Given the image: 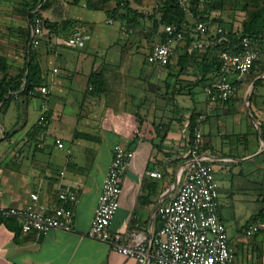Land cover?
Listing matches in <instances>:
<instances>
[{
	"label": "crops",
	"instance_id": "1",
	"mask_svg": "<svg viewBox=\"0 0 264 264\" xmlns=\"http://www.w3.org/2000/svg\"><path fill=\"white\" fill-rule=\"evenodd\" d=\"M97 18H71L65 31L49 29L47 54L39 61L51 64L47 67L51 78L43 84L49 93L47 97L38 94L32 98L26 115L31 123L25 146L14 148L19 134L0 141V207L36 208L50 213L58 204V191L70 187L80 198L75 206L74 229L25 233L18 218L0 216V264H136V260L107 243L88 236L117 145L130 153V164L122 179L113 231L128 237L138 224L137 229L149 240L161 225L157 207L171 202L177 193L188 161L187 149L195 134L188 124L195 106L188 95L191 86L181 95L166 99L155 95L169 76L168 65L151 64L145 57L128 53L106 56L117 42L113 41L117 31L110 30L103 41H92ZM74 27L85 29L91 36L82 47L67 42ZM100 47L107 49L102 55L97 54ZM145 62L151 67L149 73L143 70ZM176 73L171 70V74ZM92 74H100L103 92L93 91ZM225 75L236 85L235 94L229 98L235 99L245 76L236 77L234 72ZM220 77L219 74L206 85ZM148 90L153 97L147 98ZM205 96L204 91L201 99L206 100ZM36 99L41 103L36 104ZM229 99H222V105ZM14 103L15 100L1 113L9 129L13 128L12 116L21 111H13ZM197 105L195 112H200L206 101ZM179 108L185 118L182 121L177 118ZM224 127L215 118L196 127L203 134L204 151L218 165L220 215L230 229L235 264H264V234L250 231V224H246L254 213L239 220L240 224L236 220V211L243 202L255 198L264 203L262 194L255 196L252 192L264 186V162L255 165V155L242 147H232ZM57 139L62 140L63 148L57 146ZM248 163L253 166L244 169ZM153 170L161 171L163 177H151L149 172Z\"/></svg>",
	"mask_w": 264,
	"mask_h": 264
},
{
	"label": "built area",
	"instance_id": "2",
	"mask_svg": "<svg viewBox=\"0 0 264 264\" xmlns=\"http://www.w3.org/2000/svg\"><path fill=\"white\" fill-rule=\"evenodd\" d=\"M191 0H180L186 9ZM44 21L31 24V43L36 44L44 32ZM196 35L203 37L189 48V52L199 47L230 43L221 27L210 29L207 23L200 21L194 26ZM168 39L157 42L147 55L151 64L166 66L176 52V45L183 41L184 29L175 25L164 27ZM213 36V40H209ZM90 35L81 27H74L67 38L69 45L82 47ZM222 61L220 78L204 87L207 96L223 100L231 98L236 85L225 75L231 72L246 76L252 65L262 59L258 48L249 37H243L236 50L226 49L219 54ZM57 72L58 69L54 68ZM47 97L49 90L41 85L33 93ZM59 148L64 147L61 139L56 140ZM203 134L196 128L186 157L188 161L182 170L178 190L171 202L160 204L157 212L160 227L148 240L137 225L128 237L112 230V222L120 207L122 179L130 164V153L123 145H117L109 169L104 177L102 189L88 236L107 243L112 249L136 264H235V251L230 243L228 227L220 215L219 192L216 184V170L213 156L203 149ZM1 173V169H0ZM151 177L162 178L158 170L149 172ZM2 181L0 178V193ZM58 204L50 212L41 209H20L0 207V216L18 218L21 230L47 232L51 229L73 231L75 206L80 198L78 192L70 187L58 191ZM37 199V196H35ZM249 230L264 234V219L249 225Z\"/></svg>",
	"mask_w": 264,
	"mask_h": 264
},
{
	"label": "rangeland",
	"instance_id": "3",
	"mask_svg": "<svg viewBox=\"0 0 264 264\" xmlns=\"http://www.w3.org/2000/svg\"><path fill=\"white\" fill-rule=\"evenodd\" d=\"M122 1L123 5L128 8L114 12L117 0H0V82L4 77L9 78L18 74L28 57L30 48L38 62L40 57L47 54L45 43L51 35L48 27H44V32L36 44L31 43L30 24L38 20L61 24L71 18L96 16L98 21L95 22L92 41H103L110 30L117 31L113 40L117 42L108 49L106 56L118 57L120 54L128 53L147 59L148 50L162 40L163 25L156 24V22L160 21L161 9L166 0ZM260 9H262L261 14H264V0H199L198 3V10L203 11L207 16L210 29L223 26L229 31L237 32H240L243 23ZM30 15H32V21H30ZM189 17L193 21V18ZM257 48L262 59L258 63L256 72H252L242 79L239 96L227 100L225 105H222L223 101L219 97L206 95V100L201 99L206 83L217 76L215 73H204L198 61L188 62L186 67L181 69L177 60L179 55L184 52V48L180 45L176 48L172 63L166 67V70L170 71L169 76L165 81H162L161 87L157 91L155 90V95L166 99L168 96L181 95L182 90H188L187 87L191 86L188 95L195 105L191 117L196 123L193 132L195 133L197 126L212 118L222 121V126L226 125L223 131L230 134L228 137L232 147H242L245 151L255 155L253 158L255 165L264 162V36L257 42ZM106 50L100 47L97 54L102 55ZM202 53L200 52V55ZM40 65L42 83H46L51 78L47 69L51 64ZM144 65L143 70L149 73L151 67L146 62ZM171 70H176L177 73L171 74ZM235 76L237 77L238 74L235 73ZM144 81L146 80L144 79ZM146 95L147 98L154 96L149 90ZM32 98V95L23 93L14 97L13 111L16 112L18 109L21 111L20 115L19 112H16L12 116L11 125L13 128L9 129L4 126L3 116L0 113V141L1 139L10 140L11 137L19 134V142L14 147L15 149H21L26 145L27 126L31 123V119H28L26 115ZM201 101H206L204 110L195 112L198 108L196 104ZM35 102L36 104L41 103L38 99ZM178 113L179 121L185 119L181 108ZM188 124L191 127V122ZM214 165L216 173H218V165L216 163ZM252 166V163H248L243 165V168ZM258 176L259 179L262 178L261 175ZM262 187H256V190L252 191L253 194L264 196V186ZM263 206L264 203L258 202L255 198L252 201L243 202L242 206H237L236 220L238 224L250 213H254V215H251L246 224L254 223L255 215ZM228 232L230 234V229ZM231 241L234 243L233 239Z\"/></svg>",
	"mask_w": 264,
	"mask_h": 264
},
{
	"label": "trees",
	"instance_id": "4",
	"mask_svg": "<svg viewBox=\"0 0 264 264\" xmlns=\"http://www.w3.org/2000/svg\"><path fill=\"white\" fill-rule=\"evenodd\" d=\"M199 0H191L189 7L186 9L180 3V0H166L164 6L161 9V18L159 22L163 25L162 30V40L160 42H165L168 39V35L164 31L166 25H175L181 29H184L185 36L182 41V46L184 52L179 55L177 63L181 65V69L185 68L188 62L198 61L200 68H203V72L215 73V76L221 74L222 61L219 57V54L222 50L231 49L236 50L240 40L247 36L257 47V42L264 36V14H261L262 9L257 12H254L250 18L243 23L242 30L229 31L223 26H219L223 29L224 33L228 37L230 43L210 45L207 47H199L194 49L192 52H189V48L197 40H202L203 37L196 35L194 26L197 22L203 21L207 23V16L203 11L198 10ZM128 8L123 5L122 0H117V5L114 8V12H118L120 9ZM191 16L193 21L190 20ZM30 21H32V15H30ZM35 22V21H34ZM32 22V23H34ZM31 23V24H32ZM45 26L48 27L51 31L59 32L67 29L69 20L57 24L56 22L44 21ZM30 24V25H31ZM30 39H31V30H30ZM213 36H209V40H213ZM200 52H203L200 55ZM258 62L254 63L250 68V71L246 75H250L252 72H256L258 68ZM171 64H167L168 66ZM166 65V66H167ZM258 74V73H257ZM42 69L40 63L36 60L34 52L29 50L28 57L19 69L18 74L11 76L9 78L4 77L0 82V113H4L11 102L14 100L16 94L23 93L26 95L37 96L38 93H33V90L37 86H41L42 83ZM90 84L93 86V91L96 93H101L104 90V82L100 74H92L90 77ZM195 120L191 118V131L193 132V127L195 126ZM195 128V127H194ZM194 134V132L192 133ZM194 137V135H193ZM192 137V138H193ZM258 218L264 219V208H262L254 217L256 221Z\"/></svg>",
	"mask_w": 264,
	"mask_h": 264
},
{
	"label": "water",
	"instance_id": "5",
	"mask_svg": "<svg viewBox=\"0 0 264 264\" xmlns=\"http://www.w3.org/2000/svg\"><path fill=\"white\" fill-rule=\"evenodd\" d=\"M158 208V207H157Z\"/></svg>",
	"mask_w": 264,
	"mask_h": 264
}]
</instances>
